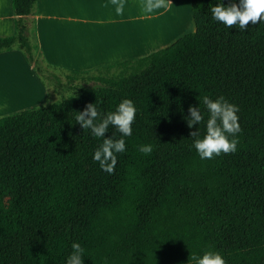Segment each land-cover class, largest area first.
Wrapping results in <instances>:
<instances>
[{"label":"trees","instance_id":"obj_1","mask_svg":"<svg viewBox=\"0 0 264 264\" xmlns=\"http://www.w3.org/2000/svg\"><path fill=\"white\" fill-rule=\"evenodd\" d=\"M189 2L193 31L97 68H121L117 76L70 71L62 82L36 41V0H11L0 53L18 50L47 98L49 85L71 93L0 117V264H66L73 242L83 264H193L208 250L226 264H264V21L229 29L212 19L220 0ZM205 95L238 106L235 153L196 152L189 133H206ZM125 98L135 121L109 174L93 160L102 138L75 117L89 103L114 112ZM189 106L204 116L191 129ZM113 133L121 138L111 126L105 138Z\"/></svg>","mask_w":264,"mask_h":264},{"label":"crops","instance_id":"obj_2","mask_svg":"<svg viewBox=\"0 0 264 264\" xmlns=\"http://www.w3.org/2000/svg\"><path fill=\"white\" fill-rule=\"evenodd\" d=\"M142 2L124 0L123 15H117L111 0H36L33 18L39 50L47 62L63 71L89 72L146 56L194 27L189 23V0H172L167 9L152 13L142 10ZM12 33L11 0H0V36ZM13 65L23 80L9 81L26 87L19 88V106L0 112V117L39 106L45 97V88L18 50L0 53V79Z\"/></svg>","mask_w":264,"mask_h":264},{"label":"clouds","instance_id":"obj_3","mask_svg":"<svg viewBox=\"0 0 264 264\" xmlns=\"http://www.w3.org/2000/svg\"><path fill=\"white\" fill-rule=\"evenodd\" d=\"M115 6L116 14L123 15L124 0H111ZM172 0H143L141 8L146 13H152L159 9H167ZM212 19L218 21L229 29L237 28L246 31L249 24L256 25L264 21V0H229L225 4L223 0L210 7ZM207 112L206 133L201 137L198 128L189 133L193 138V146L201 159H213L223 154H232L237 151V134L242 130L239 124V108L228 102L223 96L213 100L205 95L201 98ZM189 116L186 117L188 128L204 121L200 107L189 106ZM136 109L130 99H123L114 112L102 114L96 103H89L84 110L78 112L75 117L84 130H90L94 137L102 138L101 145L95 150L93 160L98 162L101 170L112 174L117 163V153L126 151V142L123 137L132 135V124L135 121ZM113 127L121 134L116 139L113 133L110 138H105L109 127ZM231 137V139H230ZM138 150L145 154H151L152 145H140ZM72 252L67 258L66 264H83L82 254L85 249L79 242H73ZM189 259L193 264H226V261L218 251L208 250L202 256L191 254Z\"/></svg>","mask_w":264,"mask_h":264},{"label":"rangeland","instance_id":"obj_4","mask_svg":"<svg viewBox=\"0 0 264 264\" xmlns=\"http://www.w3.org/2000/svg\"><path fill=\"white\" fill-rule=\"evenodd\" d=\"M189 23H190V25L191 24L193 25V21L191 19V16H190V22ZM193 28L191 30L184 32V33L191 32L193 30ZM180 33H182V32H178V34H180ZM13 67L14 68L10 69L8 72L1 74L3 76L2 78H4V79H0V80H4V81H1L2 87L0 89V112L18 107L19 103L17 104L16 101H18L20 99L18 97H19V94L21 92L20 90H22L19 88L24 89L23 85H25V87H26L25 83H21L22 87H18L17 85L15 86L11 83V81H9V80H11V78H15V77H17V80H20V79L23 80L22 77L18 76L20 71L17 69L16 65H13ZM120 72H122L121 68H112L110 70L94 69V70L89 71L88 73L75 75L74 77L75 78H87V77L92 76V75L117 76L120 74ZM63 73L65 75L70 74V73H68L67 71H62V75H61L60 80L62 82H65L66 80H65V77H63L64 76ZM18 77L20 79H18ZM23 82H25V81H23ZM73 82H78V80L73 81ZM83 84L86 85V84H88V82H85ZM27 87L29 89V86H27ZM43 87L45 88V85H43ZM48 90L50 91V94L47 98L46 97V88H45V97H44L43 103L45 102V100L50 101V102L57 101L61 96H67L71 93V91H69L65 88H57V90H55L50 85L48 86Z\"/></svg>","mask_w":264,"mask_h":264}]
</instances>
